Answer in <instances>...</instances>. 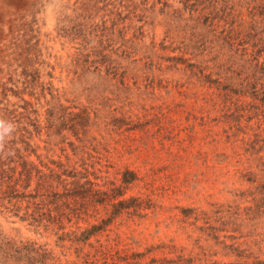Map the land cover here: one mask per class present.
Returning <instances> with one entry per match:
<instances>
[{"label":"rangeland","instance_id":"obj_1","mask_svg":"<svg viewBox=\"0 0 264 264\" xmlns=\"http://www.w3.org/2000/svg\"><path fill=\"white\" fill-rule=\"evenodd\" d=\"M263 81L264 0H0V264L263 260Z\"/></svg>","mask_w":264,"mask_h":264},{"label":"trees","instance_id":"obj_2","mask_svg":"<svg viewBox=\"0 0 264 264\" xmlns=\"http://www.w3.org/2000/svg\"><path fill=\"white\" fill-rule=\"evenodd\" d=\"M263 88H264V81H263ZM256 94H259V96L262 95L261 92L256 93ZM262 100L264 101V97L262 98ZM252 264H264V259L263 260H255V261H253Z\"/></svg>","mask_w":264,"mask_h":264}]
</instances>
